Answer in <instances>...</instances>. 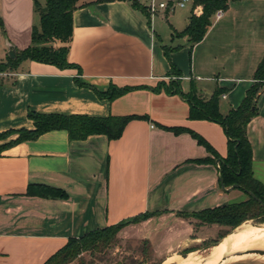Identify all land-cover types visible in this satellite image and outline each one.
<instances>
[{"label": "crops", "instance_id": "1", "mask_svg": "<svg viewBox=\"0 0 264 264\" xmlns=\"http://www.w3.org/2000/svg\"><path fill=\"white\" fill-rule=\"evenodd\" d=\"M4 1L8 0H0L2 13ZM21 2L28 21L33 0ZM138 2L146 7L147 15L127 1L78 0L68 53L74 67L60 70L23 61L1 77L0 135L33 130L29 112L91 118L145 116L148 120L130 121L116 141L103 135L71 141L66 131L55 130L2 149L0 264H45L69 239L147 213L159 215L123 227L117 238L147 243L164 262L188 241L200 244L207 240L199 236L205 227L197 230L182 214L232 204L233 190L220 187L218 162L212 153L188 133L174 134L161 127L192 131L219 158L227 153L223 129L189 119V104L181 96L150 89L176 80L177 76H168L172 65L180 75L183 94L189 92L193 80L202 98L210 97L215 88L225 90L219 100L221 113L237 108L264 57V0L231 2L221 18H212L201 42L189 47L187 38L176 39L181 43L175 46L180 48L169 54V60L164 41L175 44L172 31L181 32L188 25L192 3L186 4L188 15L174 14L170 29L159 34L156 17L160 12L151 19L148 3ZM161 12L167 19L169 12ZM25 29L22 37L4 31L6 48L10 44L19 51L26 49L31 44V26ZM76 80L85 86L79 87ZM111 86L139 89L113 101L94 92L104 93ZM256 108L258 114L247 126V138L253 176L264 184V89ZM204 159L211 162H189ZM30 185L61 190L67 198L26 196Z\"/></svg>", "mask_w": 264, "mask_h": 264}, {"label": "trees", "instance_id": "2", "mask_svg": "<svg viewBox=\"0 0 264 264\" xmlns=\"http://www.w3.org/2000/svg\"><path fill=\"white\" fill-rule=\"evenodd\" d=\"M118 1H127L134 10L147 15L146 7L142 6L138 0ZM235 1L237 0H193L192 10L200 8L201 14L196 15L191 13L185 29L181 32L172 31V38H187L189 47L198 44L204 39L211 27L212 18L215 13L227 11L229 4ZM43 2V5H41L37 0H33L35 13L37 14V23L31 28V44L22 51L15 49V59L12 60L7 56L6 62L0 63V75L8 73V71L11 73L23 61L51 65L60 70L74 67L68 61V53L72 39V15L77 8L78 0H43ZM0 29H4L1 18ZM179 48L180 46L171 48L163 46L166 59L169 60V54ZM168 76L180 78L179 73L176 72L172 65ZM177 78L176 80H171L168 85L161 82L150 90L155 93L164 91L169 95L181 96L189 104V119L203 120L219 125L223 129L227 140L226 157L219 158L205 140L192 131L165 127H161V129L174 134L188 133L198 145L204 146L211 152L214 161L216 160L219 163L220 187L223 186L224 189H230L235 186L233 190L242 191L247 195V199L239 203H232L198 213L182 214L181 216L186 219L193 218L199 220L200 224L198 227L217 225L228 228L225 233H220L218 236L220 240L247 221L259 220V223H264V184L253 176L252 149L247 138V126L258 114L256 108L257 97L264 89V57L258 64L253 74V84L246 91L240 105L237 108L228 110L225 114L221 113L219 106L220 97L225 93V90L215 88L210 97L202 98L198 93L196 82L191 80L189 92L183 94ZM1 84L2 81L0 80V86ZM76 84L79 87L85 86L78 80H76ZM138 89L111 86L104 93H99L95 90L94 92L101 99L113 101L128 92ZM28 118L33 122V130L17 131L18 138L9 144L0 146V152L10 145H16L23 141H33L41 135L55 130L66 131L71 141H83L94 135H103L109 141H116L121 137L124 128L130 121L137 119L148 120L145 116L91 118L39 115L32 112L28 113ZM6 134H1L0 137ZM189 162L203 164L211 161L204 159ZM25 195L53 200H64L67 198L65 192L42 185L28 186ZM157 215L159 213L139 215L115 226L92 231L78 239H69L66 246L52 256L45 264H69L78 256L80 251L97 252L100 254L102 253L101 249L110 245L123 227L137 224ZM79 243L81 244L77 245ZM202 244H206V241L202 242Z\"/></svg>", "mask_w": 264, "mask_h": 264}, {"label": "rangeland", "instance_id": "3", "mask_svg": "<svg viewBox=\"0 0 264 264\" xmlns=\"http://www.w3.org/2000/svg\"><path fill=\"white\" fill-rule=\"evenodd\" d=\"M37 1H39V3L42 5V0H37ZM142 1L144 3L146 2L149 4V0H142ZM175 1L177 2L178 0ZM176 2L174 3V5H176ZM24 6L25 5L24 3L21 2V0H11V1L8 0V1H4V4L1 5L3 13L0 12V18L3 22L4 29L0 30V60L5 58L6 55L8 54L6 48V38L4 35L5 33L3 32L7 30L12 34L17 33L19 34V36L22 37L26 34L27 29L25 28L29 26H31L32 28L36 22L37 14L35 13V9L33 8V14L30 16V18L27 21V14H25L24 12L25 10ZM189 11L190 8L187 5L183 9L178 6H175V9L168 13L167 19H163L164 17H166V15L164 16L162 12L159 11L160 14H157L156 17V21L160 29L159 34L162 33L161 30H168V27L170 26L168 25V23L170 24L171 17L174 16V14H176V16L181 17L182 14L188 15ZM6 26H8V29L6 28ZM164 43L166 44L167 48H171L174 47L176 44H180L181 42L179 41L176 42V38H173V43H175L174 45H169V42L166 41H164ZM4 62H6V60L0 61V63H4ZM6 73L0 75V80L1 77H6ZM18 136L19 135L16 132L7 133L6 135L0 137V146L5 145V143L6 144L11 143L12 142L11 139L12 138L17 139ZM246 199H247V195L245 193L239 190H233L232 194H230L229 203H239L245 201ZM191 221L192 224L195 226V228H197V230H199V228L202 227V226L198 227V225L200 224L199 220L191 218ZM250 225H259V226H256L257 228H252ZM262 225H264V223H259V220L247 221L243 223L241 227H245V228L248 227L255 229L258 232V234L255 232L253 233L245 232L242 234H247L250 236L253 235V237L257 239V241H260V243L261 241H263L264 243V231H262L264 227ZM203 227L205 228L200 230L199 233L201 234L199 236L202 239L203 238L207 239L206 244L204 245L202 243L194 244L188 241L185 248L175 250L174 253L169 254V257L173 255H179L182 258H186L187 255L189 256L192 253L193 257L191 260H193L194 264H198L201 263L208 256L211 257L217 256L220 258L230 260L232 258H237L239 256L246 254V251L248 249L234 250V251L231 250V243L233 242L234 239H237L241 234L236 235L233 238L229 239V241L226 243L224 247L223 246L224 238L220 240L218 239L219 238L218 236L220 235V233H225L228 230V228L217 225H203ZM215 241L217 242L214 244ZM80 244L81 243L77 245ZM262 247H264V245H262ZM101 251L102 253L100 254L97 252L80 251L78 256L74 260H72L69 264H163V261L159 260L157 256L152 253V250L149 247V245L139 240L133 241L131 239L117 238L116 236L115 240L107 247L102 248Z\"/></svg>", "mask_w": 264, "mask_h": 264}, {"label": "bare ground", "instance_id": "4", "mask_svg": "<svg viewBox=\"0 0 264 264\" xmlns=\"http://www.w3.org/2000/svg\"><path fill=\"white\" fill-rule=\"evenodd\" d=\"M241 226H239L237 229H235V231H233L226 238L223 239L224 240L223 246L225 247L229 239L233 238L236 235L241 234L237 239H234L233 242L231 243V250L234 251V250L248 249L245 255L239 256L237 258H232L230 260L220 258L217 256H212V257L208 256L201 263L198 264H264V255L263 253L261 254V252H264V247H262V245H264L263 241H261L260 243V241H257V239L253 237V235L250 236L247 234H242L245 232H251V233L255 232L258 234V232L252 228H257L256 226L259 225H250L252 228H248V227L245 228ZM262 226L264 227V225ZM262 231H264V229H262ZM192 257H193L192 253L186 258H182L179 255H173L167 258L163 262V264H194L193 260H191Z\"/></svg>", "mask_w": 264, "mask_h": 264}, {"label": "built area", "instance_id": "5", "mask_svg": "<svg viewBox=\"0 0 264 264\" xmlns=\"http://www.w3.org/2000/svg\"><path fill=\"white\" fill-rule=\"evenodd\" d=\"M187 3H193V0H182L181 2L176 3H165V2H160L159 0H149V4L147 5V10L151 16V19L153 16H155L159 11H167L170 12L175 9V6H178L180 8H183ZM193 13L196 15L201 14V9L197 8L193 10ZM223 12L218 11L214 15V19L218 20L219 18L222 17ZM220 166L219 163H217V169L219 170Z\"/></svg>", "mask_w": 264, "mask_h": 264}, {"label": "water", "instance_id": "6", "mask_svg": "<svg viewBox=\"0 0 264 264\" xmlns=\"http://www.w3.org/2000/svg\"><path fill=\"white\" fill-rule=\"evenodd\" d=\"M43 10H45V9H43ZM7 49H8V57L10 58V59H15L16 58V51H15V47L13 46V45H10V44H7ZM259 96L260 95H258V97H257V99L259 98ZM252 110H254V109H252ZM221 188L223 189V190H225L224 188H223V186H221ZM235 188V186H233V187H231L230 189H228V190H233ZM263 253V255H264V252H261V254ZM259 254V253H258Z\"/></svg>", "mask_w": 264, "mask_h": 264}]
</instances>
